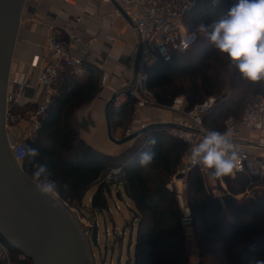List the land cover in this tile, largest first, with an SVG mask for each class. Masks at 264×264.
I'll list each match as a JSON object with an SVG mask.
<instances>
[{"label": "trees", "instance_id": "trees-1", "mask_svg": "<svg viewBox=\"0 0 264 264\" xmlns=\"http://www.w3.org/2000/svg\"><path fill=\"white\" fill-rule=\"evenodd\" d=\"M234 0H222L213 7L210 0H199L190 16L196 26L210 23L223 14ZM218 61V65L214 62ZM206 36L198 31L196 44L184 53H175L170 61H159L147 67V86L157 103L170 106L174 99L184 96L187 108L216 97L213 108L205 113L204 123L210 129L226 131V122L233 118L241 122L243 111L250 101L264 96V81L250 82L238 71L227 67ZM191 78L187 85H179L177 78ZM66 84L39 117V127L24 139L28 147L39 149L40 155L27 154L22 162L25 172L32 177L39 164L48 166L51 178L58 184V196L70 205L81 209L87 192L94 184L99 187L92 197L91 208H108L106 190L110 187L101 176L110 167L122 166V184L133 212L136 237L133 255L128 253L124 264H254L264 261V191L257 186L264 182L258 176L237 173L223 177L227 194L214 195L205 175L193 169L187 178L186 200L191 212L192 227L198 238L199 261L192 262L186 242L184 212L177 195L168 188L181 159L188 149L181 139L171 135L167 128L151 126L144 130L125 151L119 155H105L79 139L73 124L75 110L90 101L100 90L99 77L94 73L82 78L69 73ZM68 84V85H67ZM136 99L111 105V122L127 129L134 118ZM36 109L15 105L12 113L24 115ZM37 110V109H36ZM243 113V114H242ZM155 138L154 146L148 145ZM151 147L156 154L149 168L138 164L139 153ZM256 191L254 198H238L248 191ZM120 197L122 193H119ZM4 241L11 253L21 255ZM17 264H33L28 258L16 260Z\"/></svg>", "mask_w": 264, "mask_h": 264}, {"label": "built area", "instance_id": "built-area-1", "mask_svg": "<svg viewBox=\"0 0 264 264\" xmlns=\"http://www.w3.org/2000/svg\"><path fill=\"white\" fill-rule=\"evenodd\" d=\"M68 1V0H67ZM199 0H119L120 6L131 26L139 35V49L136 56V75L131 81H124L116 91L113 104L120 106L130 98H135L134 118L144 108L158 107L168 108L179 117L177 124L169 125L165 128L174 137L184 141L188 149L183 155L181 162L168 184V188L173 191L180 202L184 212V225L192 224L191 212L189 209L185 189L189 173L197 168L202 172L209 169L198 164H193L188 158V150L192 144L198 143L202 139L201 129H210L204 123V115L210 111L216 103V97H210L192 109L187 108L184 96L176 97L170 106H163L156 102L153 92L147 86V67L159 61H170L175 53H184L191 49L198 40V30L195 22L190 20V16L197 6ZM46 50L50 60L42 64L40 55H34L30 65L33 69H39V80L46 88V96L43 103L37 108L34 114L35 128L39 127V117L42 116L47 107L53 102L55 96V85L62 71L66 69H79L84 65L82 54L88 51V44L73 30H70L67 37H61L55 27L48 29L46 38ZM25 73H20L14 83L23 85ZM108 73L102 72L101 81L107 82ZM16 96L8 91L6 98V126L7 128L16 120L17 116L12 113V109L18 104ZM241 125L255 129L264 130V96H259L252 100L242 116ZM166 124V123H162ZM227 127L234 131L233 141L238 145L240 166L234 172L247 173L264 179V157L252 156L246 146L237 141L239 136L238 124L233 118L226 122ZM141 123L138 130L145 128ZM137 131L131 128L127 136H131ZM14 157L20 163L26 156V145L24 140L14 143L10 141ZM258 149H264V144H257ZM124 177V168L114 166L108 168L101 176V181L109 187L114 184H121ZM223 181V178H221ZM63 203L74 214L78 212V207L72 206L63 200ZM190 210V209H189ZM22 256V255H21ZM23 257V256H22ZM24 258V257H23ZM0 260L6 264H12L11 252L0 232Z\"/></svg>", "mask_w": 264, "mask_h": 264}, {"label": "crops", "instance_id": "crops-1", "mask_svg": "<svg viewBox=\"0 0 264 264\" xmlns=\"http://www.w3.org/2000/svg\"><path fill=\"white\" fill-rule=\"evenodd\" d=\"M51 26L64 38L73 30L88 44V51L82 54L83 67L61 72L55 85V96L58 94V88L63 83L66 84L67 75L71 72L82 78L91 73L98 76L99 92L75 110L73 124L79 139L94 150L105 155H119L128 147L126 143L119 144L110 139L106 109L119 86L124 81L135 78L136 56L139 49L138 33L122 11L119 0H25L9 81V91L18 99V105L35 106L37 109L45 99L46 88L39 80L40 71L33 69L30 62L34 55L41 56L42 64L50 60L46 50V38ZM103 71L108 73L105 84L101 81ZM20 73L26 75L23 85L14 83ZM178 122L179 117L171 111L147 107L135 115L130 128L137 131L141 123L147 127L156 123L173 125ZM235 123L239 129L237 141L246 146L252 156L264 157V149L256 147L257 144H264V130L257 131L241 125L240 122ZM36 130L31 129L26 123L7 128L8 134L16 142L24 140ZM121 130V127L112 125V136L116 141H120ZM221 184L227 189L224 180ZM98 187L99 184H94L87 194L89 192L95 194ZM22 259L21 255L11 253L12 264H17L16 260ZM0 264L6 263L0 260Z\"/></svg>", "mask_w": 264, "mask_h": 264}, {"label": "water", "instance_id": "water-1", "mask_svg": "<svg viewBox=\"0 0 264 264\" xmlns=\"http://www.w3.org/2000/svg\"><path fill=\"white\" fill-rule=\"evenodd\" d=\"M25 0H0V232L8 243L33 264H93L88 241L79 220L57 193L42 197L30 177L16 160L6 126V98L10 70ZM106 109L111 140L124 144L135 140L149 125L124 140L112 136L110 107ZM119 196V194H118ZM90 240L99 245V227L95 221Z\"/></svg>", "mask_w": 264, "mask_h": 264}, {"label": "clouds", "instance_id": "clouds-1", "mask_svg": "<svg viewBox=\"0 0 264 264\" xmlns=\"http://www.w3.org/2000/svg\"><path fill=\"white\" fill-rule=\"evenodd\" d=\"M210 3L217 7L222 0H210ZM197 30L206 36L221 58H226L230 70L235 68L245 80L253 83L264 81V0H235L217 19L197 25ZM201 132L202 139L190 146L187 158L211 170L214 179L233 175L240 166L233 129L229 127L221 132L203 128ZM155 143L154 137L147 141L151 146ZM26 154L36 158L40 152L28 147ZM155 158V152L149 147L139 153L138 164L141 168H149ZM51 175L45 164H39L32 173V182L42 197H53L58 191V184ZM254 264H264V261L256 260Z\"/></svg>", "mask_w": 264, "mask_h": 264}, {"label": "rangeland", "instance_id": "rangeland-1", "mask_svg": "<svg viewBox=\"0 0 264 264\" xmlns=\"http://www.w3.org/2000/svg\"><path fill=\"white\" fill-rule=\"evenodd\" d=\"M221 15L222 14H220L219 16ZM218 64V61L214 62V65ZM190 81L191 78H188L186 76H180L177 78V83L179 85H187L188 83H190ZM247 105L243 113L245 112ZM160 109L162 111H169L168 108ZM35 113L36 109L34 111L32 109H29L25 112L24 115H19L18 118H16V120L10 125V127L13 125H18L19 123H26L31 129L33 128L34 130H36L34 121ZM133 120L134 118L132 119V121ZM130 126L127 127V129L122 128L119 134L120 141L128 137L127 132L128 130H130ZM134 142V140L127 141L125 145L126 147H129ZM205 179L207 184L211 187L215 196L223 198L227 194V189H224L221 184V178L214 179L211 176V171L206 173ZM257 187L259 190L264 191V182L259 184V186ZM186 189L184 193H186ZM120 192L122 193L121 197L120 195L118 196ZM256 193V191L250 190L245 195H239L238 198H243L244 196L247 198H254ZM93 195L94 194L92 192H89L83 200V206L81 207V209L79 208L78 212L74 213V216L79 220L81 228L83 229L88 241L92 262L93 264H124L128 253H131V255H133L136 237L137 223H133L134 216L133 212L130 209L132 202L127 197L125 187L122 183L111 185L110 192L106 190L108 208H105L104 210L95 211L91 208V197H93ZM95 221L98 222L99 227L98 247L93 246L90 240ZM186 242L192 262H198L200 247L192 224L186 225Z\"/></svg>", "mask_w": 264, "mask_h": 264}]
</instances>
